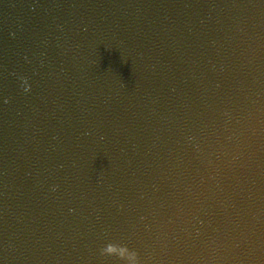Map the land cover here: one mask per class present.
<instances>
[{"label":"water","instance_id":"water-1","mask_svg":"<svg viewBox=\"0 0 264 264\" xmlns=\"http://www.w3.org/2000/svg\"><path fill=\"white\" fill-rule=\"evenodd\" d=\"M0 264H264V0H0Z\"/></svg>","mask_w":264,"mask_h":264}]
</instances>
